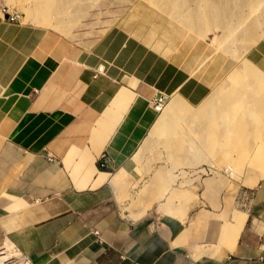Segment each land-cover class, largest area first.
<instances>
[{
  "label": "crops",
  "instance_id": "obj_1",
  "mask_svg": "<svg viewBox=\"0 0 264 264\" xmlns=\"http://www.w3.org/2000/svg\"><path fill=\"white\" fill-rule=\"evenodd\" d=\"M10 4L0 0V246L10 242L30 264H264V34L233 58L212 38L140 8L127 24L78 42L20 16L10 21L19 12ZM251 71L262 79L255 113ZM159 97L160 110L151 103ZM227 156L244 167L242 181L226 174ZM203 166L212 171L203 175Z\"/></svg>",
  "mask_w": 264,
  "mask_h": 264
},
{
  "label": "bare ground",
  "instance_id": "obj_2",
  "mask_svg": "<svg viewBox=\"0 0 264 264\" xmlns=\"http://www.w3.org/2000/svg\"><path fill=\"white\" fill-rule=\"evenodd\" d=\"M11 1H13V0H11ZM20 1H22L23 2V6H22V9L24 10V12L26 13V19L27 20H29L30 22H32V23H36V24H40V25H47V26H52V28H54V29H56V30H58L59 32H61V33H63V34H65V35H67V34H69L70 32H71V30H72V28L73 27H75L79 22V20L82 18V17H84L85 15H86V10L87 9H83L82 8V4H83V1L84 0H20ZM90 4H92V5H99V3L101 2V0H87ZM111 1V0H110ZM117 1V0H116ZM137 1V0H136ZM146 1V3L148 4V6H146L145 7V10H150V12H153V13H156V14H158V15H161L162 17H166V19L168 20V21H170L171 23H173V24H177L178 26H181L183 29H185L188 33H191V34H194V35H198V36H200V38H203V37H209V35L208 34H210V33H212V35L213 36H215V37H212V39L211 40H213L212 42L214 43V45L219 49V51H223V52H225V54L227 53V54H230L233 58L235 57V58H242V57H244V54L247 52V51H249L250 50V48H251V46H253L261 37H262V35L264 34V0H145ZM120 2H122V1H120ZM130 2H132V0H130ZM134 2V1H133ZM129 3V2H128ZM131 4V3H130ZM101 5H103V4H101ZM127 5V4H126ZM131 5H133V4H131ZM101 7V6H100ZM119 7V6H118ZM129 8V7H128ZM128 8H126V9H128ZM138 8V7H137ZM124 9V8H123ZM140 9V8H139ZM117 10H119V9H117ZM136 12H140V10H135ZM122 12V11H121ZM123 13V12H122ZM125 13H126V11H125ZM120 20V19H119ZM24 21H25V19H24ZM117 21V20H116ZM113 26V25H112ZM77 27V26H76ZM75 29V28H74ZM108 31V30H107ZM216 32H220V35H216ZM201 36H203V37H201ZM210 38V37H209ZM207 39V38H206ZM226 54V55H227ZM230 56V57H231ZM232 58V59H233ZM250 59V58H249ZM234 60V59H233ZM237 60V59H236ZM239 60H241V59H239ZM247 59H245V61H246ZM244 61V62H245ZM247 61H249V60H247ZM237 63V62H236ZM242 63V62H241ZM249 63V62H248ZM251 63V62H250ZM249 63V64H250ZM239 64V63H238ZM246 64H247V62H246ZM252 64V63H251ZM247 66H248V64H247ZM251 66V65H250ZM253 66V65H252ZM101 68H103L102 66H101ZM243 68H244V66H243ZM255 68V67H254ZM236 69L237 68H235V71H236ZM246 69H248V68H246ZM234 70V69H233ZM234 72V71H233ZM232 72V73H233ZM237 72V71H236ZM252 73V71L250 72V74ZM230 74H231V72H230ZM236 75H237V73H235ZM238 74H239V71H238ZM252 75V79H253V82L252 83H249L250 84V88H252V93H253V95L252 96H247V97H249L248 99H250L249 100V107H250V109H255V110H252V112H259V110H257L255 107H258V106H261V100H263L264 101V99L262 98L261 100H259V97L257 98V88H256V84L258 83V81H261L262 79L259 77V76H257V75H255V73H253V74H251ZM231 77H232V75H230ZM227 78H226V85H227V82L230 84L233 80H231V78L229 77V76H226ZM229 77V78H228ZM237 77V76H236ZM239 78V77H238ZM231 80V82H229V80ZM240 79V78H239ZM243 80H244V78H243ZM131 81V80H130ZM135 81H137V80H135ZM134 81V82H135ZM139 81V80H138ZM225 81V80H224ZM238 81V80H237ZM223 82V81H222ZM234 82H235V80H234ZM238 84H239V82H237ZM246 83V82H245ZM260 83V82H259ZM223 84V83H222ZM221 84V85H222ZM241 84V83H240ZM239 84V85H240ZM247 84H248V82H247ZM225 85V86H226ZM232 85H234L233 84V82H232ZM231 85V87H233ZM239 85H238V87H239ZM248 86V85H247ZM218 87V86H217ZM217 87H216V90H217ZM224 86H221V88H223ZM237 87V88H238ZM263 87V86H262ZM226 88V87H225ZM225 88H223V89H225ZM235 88V87H234ZM219 89H220V86H219ZM233 89V88H232ZM237 90V89H236ZM239 90V89H238ZM225 91V90H224ZM223 91V92H224ZM228 91V90H227ZM229 91H231L230 89H229ZM262 91V90H261ZM213 92V91H212ZM219 92H220V90H219ZM226 92V91H225ZM209 93V92H208ZM239 93V92H238ZM210 94H211V92H210ZM210 94H209V96H210ZM213 95H214V93H212ZM231 94V93H230ZM251 94V93H250ZM213 95H212V98H214L215 97V95H216V93H215V95H214V97H213ZM225 95H226V93H225ZM224 95V96H225ZM239 95H241V93L239 94ZM208 96V97H209ZM227 96V95H226ZM234 96V95H233ZM260 96V95H259ZM221 98V100H224L225 99V101H226V98H223L222 96H220ZM229 97V96H228ZM235 97H237V96H235ZM243 97V98H242ZM241 97V99H240V101H239V99H238V101H235L236 102V104L238 103V102H240V105L239 104H237L238 106H241V107H243L245 104L242 102L245 98H247V97H245L244 98V96H242ZM261 97V96H260ZM263 97H264V94H263ZM223 98V99H222ZM233 99V101H234V98L233 97H229V99ZM238 98V97H237ZM237 98H235V100L237 99ZM239 98H240V96H239ZM209 99V98H208ZM215 99V98H214ZM213 99V100H214ZM228 99V100H229ZM243 99V100H242ZM217 100V99H216ZM247 102H248V100L247 99H245ZM244 100V101H245ZM205 102H206V100H204ZM211 102H212V100H210ZM210 101H207V102H209V103H207V105L209 104H211V102ZM219 102H220V100H218ZM230 101V103H231V101L232 100H229ZM229 101H227V102H229ZM173 102H175V101H173ZM203 102V101H202ZM214 102V101H213ZM212 102V104H215V106H216V103H217V101H216V103L214 102L213 103ZM222 102V101H221ZM227 102H225L226 103V105H224V106H226V107H228L229 108V106L231 107V104H228ZM187 103V102H186ZM234 103V102H233ZM259 103H260V105H259ZM205 105H206V103H204ZM235 104V103H234ZM236 104L234 105V107L236 106ZM263 104H264V102H263ZM263 104H262V106L261 107H263ZM202 105V104H201ZM204 105V106H205ZM208 105V106H209ZM217 105L220 107L221 105H220V103H217ZM228 105V106H227ZM186 106V105H185ZM212 106V105H211ZM214 106V107H215ZM218 106H216V107H218ZM237 106V110L238 111H241V109H243V108H240V107H238ZM246 106V105H245ZM198 107H201V109H204L203 108V106H198ZM206 107V106H205ZM189 107H187V110H189L188 109ZM211 108V107H210ZM213 108V107H212ZM212 108H211V111H212ZM221 108H225V107H221ZM239 108H240V110H239ZM160 109V108H159ZM158 109V110H159ZM191 109V108H190ZM199 108H197V110H198ZM201 109H199L198 111H201ZM208 109V108H207ZM217 109H219V108H217ZM226 110H225V112L226 111H228V109L227 108H225ZM247 109L249 110V108L247 107ZM260 109V111H261V108H259ZM264 109V108H263ZM205 110V109H204ZM210 110V109H209ZM214 110H215V108H214ZM214 110L211 112V114L210 115H212V113H213V115L212 116H216V114H214ZM229 110L231 111L230 113L228 112V114H231L232 112H235L234 111V108L232 109H230L229 108ZM247 110V111H248ZM257 110V111H256ZM197 111V112H198ZM217 111V110H216ZM221 111V110H220ZM219 110H218V114H219V112H220ZM245 111V110H244ZM246 111V112H247ZM190 112H191V110H190ZM203 112H205V111H203ZM207 112V111H206ZM225 112L223 113V116L225 115ZM254 112V113H255ZM199 113H201V112H199ZM239 113V112H238ZM242 113L243 112H241V114H237V117H238V115H239V117L238 118H240L241 119V117H242ZM248 113L250 114V115H252L250 112H247V115H248ZM192 114H193V112H192ZM217 114V115H218ZM227 114V113H226ZM227 114V115H228ZM235 114V113H234ZM194 115V114H193ZM202 115V114H201ZM200 115V116H201ZM205 115V114H204ZM220 115H221V112H220ZM244 115V114H243ZM246 115V116H247ZM254 115V114H253ZM258 115L259 114H257V116L255 115V116H250V118L248 117H246L245 115V119L247 120V119H251V120H249V121H251L252 123H254V124H257V123H259L260 121H261V119H260V117H258ZM263 115H264V113H263ZM198 116V115H197ZM219 116V115H218ZM222 116V115H221ZM230 115H228V117H229ZM233 116V115H232ZM235 117H236V115H234ZM233 116V118H235ZM241 116V117H240ZM243 116V117H244ZM204 117V116H203ZM206 118H207V116H205ZM220 117V116H219ZM197 118V117H196ZM215 118V117H214ZM221 118V117H220ZM230 118V117H229ZM229 118H228V120H229ZM264 118V117H263ZM262 118V119H263ZM205 119V118H204ZM208 119V118H207ZM225 120H226V118H224ZM224 119H222V121L223 122H225V120ZM232 119V118H231ZM229 120V125L231 124L232 125V120ZM198 120V119H197ZM201 120V119H200ZM202 120H203V118H202ZM228 120L226 121V123H228ZM235 120V119H234ZM237 120H239V119H236L235 121L236 122H238ZM242 120V119H241ZM203 121H205V120H203ZM210 121H211V118H210ZM213 121V120H212ZM216 121H217V119H216ZM219 122H220V119L218 120ZM231 121V122H230ZM235 121H234V124H237V123H235ZM242 121H244V119L242 120ZM241 121V122H242ZM248 121V120H247ZM247 121H245V123L247 122ZM264 121V120H263ZM207 122V121H206ZM241 122H239L240 124H241ZM205 123V122H204ZM203 123V124H204ZM213 123H216L217 124V122H213ZM242 123H244V122H242ZM244 123V124H245ZM210 124V122H208L207 123V125H209ZM222 124H224V123H222ZM243 124V125H244ZM246 124H248V122L246 123ZM200 125V124H199ZM211 125H215V124H211ZM225 125V124H224ZM239 125V124H238ZM242 125V124H241ZM249 125V124H248ZM247 125V126H248ZM182 126V125H181ZM213 126H211V128L213 129L214 127ZM220 126L222 127L223 125H221L220 124ZM240 126V125H239ZM239 126H237V127H235L234 125L232 126V127H234V128H238ZM245 126V125H244ZM259 126H261V125H259ZM158 127V126H157ZM157 127H156V129H157ZM207 128H208V126H206ZM218 127V126H217ZM223 127H226V126H223ZM228 127V126H227ZM231 127V126H230ZM231 127V129H234V128H232ZM264 127V126H263ZM210 128V129H211ZM241 128V127H240ZM240 128H238V129H240ZM247 128V127H246ZM254 128H257V127H253V129ZM155 128H153V130H154ZM155 129V130H156ZM162 129V128H161ZM211 129V130H212ZM215 129V128H214ZM217 129V128H216ZM223 129H225V130H227L228 128H223ZM230 129V130H231ZM242 129V128H241ZM259 129V128H258ZM263 129V128H262ZM224 130V132H227L226 134H228V131H229V129H228V131H225ZM250 130V129H249ZM156 131H159V130H156ZM163 131V130H162ZM223 131V130H222ZM221 131V132H222ZM237 131V130H236ZM239 131H241V130H239ZM208 132H210V130H208ZM208 132H206V133H208ZM215 132H217V130L216 131H214L213 130V133H215ZM231 132H233V131H231ZM231 132H229V135H231V138H232V136H234L233 135V133H235V132H233L232 134H230ZM257 132V131H256ZM256 132L254 133V134H256ZM153 133V132H152ZM157 133V132H156ZM202 133H203V131H202ZM201 133V134H202ZM223 133V132H222ZM239 133V132H238ZM261 133H263V132H261ZM261 133L260 132H257V135H259V136H261ZM188 135H190L189 133H187ZM204 134V133H203ZM209 134V133H208ZM207 134V135H208ZM218 135H219V133H217ZM239 134H241V133H239ZM252 134V133H251ZM254 134H252L253 136H254ZM156 135V134H155ZM187 135V136H188ZM215 135V134H214ZM238 135V134H237ZM192 136V135H191ZM201 136V135H200ZM200 136H198L199 138H200ZM211 136H213V135H211ZM217 136V135H216ZM220 136H221V134H220ZM220 136H217V137H220ZM225 136V135H224ZM236 136V135H235ZM240 136V135H239ZM242 136V135H241ZM250 136V135H249ZM262 136L264 137V134H262ZM149 137V136H148ZM150 137H152V135L150 136ZM149 137V138H150ZM184 137V136H183ZM186 137V136H185ZM208 137H210L209 135L207 136V138ZM255 137H258V136H255ZM158 138H160V139H164V138H167V134L165 135L163 132H159V134H158ZM182 138V137H181ZM180 138V139H181ZM193 138V137H192ZM214 138V137H213ZM249 138V137H248ZM258 138H260V137H258ZM258 138H256V140L258 139ZM152 139V138H151ZM155 139V138H154ZM180 139H179V141H180ZM201 139L203 140V138H202V136H201V138H200V140L199 141H201ZM223 139V138H222ZM226 139H228L227 137H226ZM261 139H262V137H261ZM153 140V139H152ZM190 140V139H189ZM193 140V139H192ZM204 140H205V138H204ZM211 140V141H210ZM209 141L210 142H212V140L214 141V139H210ZM229 140V139H228ZM253 140H255V138L253 137ZM255 140V141H256ZM259 140V139H258ZM197 141H198V139H197ZM198 141V142H199ZM226 141V140H225ZM224 141V142H225ZM232 141V140H231ZM249 141H250V139H249ZM261 140H259L258 142H260ZM207 142V141H206ZM215 142V141H214ZM221 142V141H220ZM223 142V141H222ZM250 142H252V141H250ZM167 143H169V142H167ZM195 143V142H194ZM217 143V142H216ZM263 143V142H262ZM156 144V143H155ZM157 144H162V143H160L159 141L157 142ZM163 144H164V142H163ZM166 144V143H165ZM177 144H179L178 142H177ZM201 144H202V141L201 142H199V145H200V147H201ZM222 144V143H221ZM247 144V143H246ZM202 145H204V144H202ZM255 145V144H254ZM156 146V145H155ZM160 145H158V147H159ZM162 146H164V145H162ZM161 146V147H162ZM197 146V145H196ZM205 146H208L207 144H205ZM210 146V145H209ZM216 146V145H215ZM221 146V145H220ZM230 146V145H229ZM247 146H252V145H248L247 144ZM199 147V146H198ZM197 147V148H198ZM203 147V146H202ZM211 147V146H210ZM219 146L217 145V148H218ZM222 147H224V146H221V150H222ZM245 147V146H244ZM146 148V147H145ZM145 148H142V149H144L145 150V152L144 151H142L141 149V151L143 152V153H147L148 151L147 150H149V149H145ZM163 148V147H162ZM206 148V147H205ZM204 148V149H205ZM157 149H159V148H157ZM164 149H166L167 150V154L169 155L168 157H170L171 159H173L174 160V157H176V156H178V153L176 152L177 151V149L176 148H173V147H165ZM196 149V148H195ZM200 149V148H199ZM204 149H202L203 151H204ZM207 149V148H206ZM216 149V147L215 148H213V150H209L210 152H212V151H214ZM219 149V152H221L222 154H225V155H223V159H224V157L226 156V152H224L223 153V150L221 151ZM230 149H232V151L233 152H236L237 150H238V148H228L227 149V151L228 150H230ZM160 150V149H159ZM197 150V149H196ZM201 149L200 150H198V151H201V152H203ZM141 151H139V152H141ZM156 151V150H155ZM154 151V152H155ZM165 151V150H164ZM188 151H190V150H188ZM138 152V153H139ZM141 152V153H142ZM185 152H187V151H185ZM191 152V151H190ZM189 152V153H190ZM206 152H207V150H206ZM205 152V154H207ZM216 152H218V151H216ZM158 153V152H157ZM163 153V152H162ZM213 153V152H212ZM212 153H210L211 154V156H212ZM149 154V153H148ZM150 154H151V150H150ZM159 154H160V152H159ZM192 154V153H191ZM199 154H200V152H199ZM201 154H203V153H201ZM209 154V153H208ZM207 154V155H208ZM209 154V155H210ZM218 154V153H217ZM228 154H229V152H228ZM234 154V153H233ZM144 155V154H143ZM160 155H162V154H160ZM166 155V154H165ZM207 155H206V159L209 161V156L207 157ZM214 156L213 157H215L216 156V154L214 153L213 154ZM232 155V154H231ZM230 155V156H231ZM150 155H148V158H150L149 157ZM229 156V155H228ZM227 156V157H228ZM247 156V155H246ZM160 157V156H159ZM187 157H191V155L189 154H186V158ZM202 157V156H201ZM248 157V156H247ZM246 157V158H247ZM157 158V157H156ZM162 158H163V156H162ZM204 158V157H203ZM212 158V157H211ZM151 159H153V157L151 158ZM176 159V158H175ZM201 160H202V158H200ZM196 160V161H201V160ZM205 159V160H206ZM213 159V158H212ZM228 159H229V157H228ZM237 160H238V158H236ZM163 160V159H162ZM165 160V159H164ZM229 160H231V163L233 164H231L230 166H228V167H226L225 165H227L226 163H225V165H223V166H225L224 167V170L227 172L226 174H228V175H231V177L232 178H234V179H237V180H240V181H242V174H243V172H242V170L244 169V167H243V169H242V167H241V165L242 164H240V163H238V162H235V159H234V157H233V159H229ZM145 161V160H144ZM147 161H149V163H150V159H148ZM153 161V160H152ZM187 161H189V160H187ZM211 161V160H210ZM221 161V160H220ZM233 161V162H232ZM153 162H155V161H153ZM226 162V161H225ZM157 162H155V164H156ZM196 163V162H195ZM195 163H193V164H195ZM200 162H198V165H200L199 164ZM201 163H203V162H201ZM144 164V163H143ZM170 164V163H169ZM210 164V163H209ZM224 164V163H223ZM245 164V163H244ZM150 165H152V163L150 164ZM212 165V164H211ZM246 165H248V167L249 168H251V169H255L256 168V170H254V171H257L258 169H257V167L259 166V164H257L256 162H253V161H248V163L247 164H245V166ZM144 166V165H143ZM165 166V165H164ZM192 166H194V165H192ZM191 166V167H192ZM196 166V165H195ZM194 166V167H195ZM237 166V167H236ZM146 167V166H145ZM162 167V166H161ZM182 167V166H181ZM184 167V166H183ZM198 167V166H197ZM188 168H190V167H188ZM218 168V167H217ZM249 168H246L245 170L247 171V169H249ZM147 169V168H146ZM145 169V170H146ZM167 169H169V168H167ZM166 169V170H167ZM177 169H179V168H177ZM194 169V168H193ZM251 169H249V171L251 170ZM153 170V169H152ZM158 170H159V168H158ZM157 170V171H158ZM181 171H182V169H181ZM189 171V170H188ZM201 171H203V170H201ZM217 171V170H216ZM245 171V172H246ZM160 172V171H159ZM176 172V171H175ZM244 172V174H245V176H246V173ZM248 172V171H247ZM123 173H125V172H123ZM178 173H179V171H178ZM196 173V172H195ZM116 174V173H115ZM147 174V173H146ZM155 174V173H154ZM156 174H159V173H157L156 172ZM218 174V173H217ZM221 174V173H220ZM124 175V174H123ZM126 175V174H125ZM177 176V175H176ZM221 176V175H220ZM219 176V177H220ZM227 176V175H226ZM123 177V176H122ZM121 177V178H122ZM171 177V176H170ZM178 177V176H177ZM218 177V178H219ZM115 178H118V177H115ZM141 178V177H140ZM157 178H158V176H157ZM159 178H161V179H159V180H162L163 178L162 177H159ZM169 178V177H168ZM173 178H175V177H173ZM142 179V178H141ZM166 179V181H167V178L165 177L164 178V180ZM220 180H222L221 179V177L219 178ZM113 180H114V178H113ZM119 180V179H118ZM169 180L171 181V183L173 184V182H172V179L171 178H169ZM218 180V179H217ZM123 181V180H122ZM223 181V180H222ZM226 181V180H225ZM113 182H115V181H113ZM139 182H140V180H139ZM153 182V181H152ZM168 182V181H167ZM224 182V181H223ZM229 182V181H228ZM249 180H248V177H246V181H245V183L246 184H249ZM122 183V182H121ZM144 183V182H143ZM169 183V182H168ZM226 183V182H225ZM171 184V185H172ZM207 184V183H206ZM209 184H211V183H209ZM213 184H215V183H213ZM224 184V183H223ZM150 185V184H149ZM217 185H218V183H217ZM220 185H222V183L220 184ZM219 185V186H220ZM167 187H168V185H167ZM132 188V187H131ZM154 189V188H153ZM150 190V189H149ZM158 190V189H157ZM153 191V190H152ZM154 192H156V191H154ZM163 192H165L164 191V189H163ZM171 192V191H170ZM153 193V192H152ZM173 193H174V191H173ZM151 194V193H150ZM138 195H139V193H138ZM153 195V194H152ZM178 195V197L180 196V194L178 193L177 194ZM127 196H128V194H127ZM144 196V195H143ZM182 196H183V194H182ZM122 198H123V196H121ZM170 197V196H169ZM172 197V196H171ZM186 197V196H185ZM160 198V197H159ZM187 198V197H186ZM157 199V198H156ZM163 199V198H162ZM158 200V199H157ZM189 202V201H188ZM165 203V202H164ZM185 203V202H184ZM172 204V203H171ZM185 206V205H184ZM214 206V205H213ZM216 207V206H215ZM165 208H167V206L165 207ZM180 210V209H179ZM178 214V213H177ZM185 214V213H184ZM133 217V216H132ZM179 218V217H178ZM9 246V244H5L4 243V246ZM5 252L6 253H9V250L8 249H6L5 248ZM8 256V255H7Z\"/></svg>",
  "mask_w": 264,
  "mask_h": 264
},
{
  "label": "rangeland",
  "instance_id": "obj_3",
  "mask_svg": "<svg viewBox=\"0 0 264 264\" xmlns=\"http://www.w3.org/2000/svg\"><path fill=\"white\" fill-rule=\"evenodd\" d=\"M5 1H6V4H9L11 2V4L9 5L10 6L9 10L19 11V12H17L18 15L20 17H23V20L25 19V22L32 23L26 19V13L22 9V6H23L22 1H20V0H13V1L5 0ZM120 1H122V2H120ZM130 3L133 5H131ZM101 4H103V5H101ZM146 6H148V4L146 3L145 0H137V1L132 0V2H130V0H117V1L116 0H111V1L110 0H101L99 5H97V6L90 4L87 0H84L83 4H82V8L87 9L85 12L86 15L78 21L79 23L76 25L77 27L76 26L73 27L69 34H67V35L64 34V35L71 38V39L77 40L78 42H91L94 39H96L99 35L104 33L107 29L112 27V25L114 26V25H119V24H127L128 23V15L131 12H135L136 9L137 10L139 8L142 9V8H145ZM14 8H16V9H14ZM126 8H128V9H126ZM117 9H119V10H117ZM125 11H126V13H125ZM125 21H126V23H124ZM34 24H36V23H34ZM44 26H47V25H44ZM48 27L52 28V26H48ZM208 35L210 38L215 37L212 35V33H210ZM216 35H220V32H216ZM165 102H166V100H165ZM162 107L160 109H162ZM226 164L227 165H225V164H223V165L228 167L232 163L229 162ZM225 166H223V168ZM200 170H203V171H201L203 175H207V174H209L208 172L212 171V168L211 167L209 168V166H203ZM6 249H9V246H6Z\"/></svg>",
  "mask_w": 264,
  "mask_h": 264
},
{
  "label": "built area",
  "instance_id": "obj_4",
  "mask_svg": "<svg viewBox=\"0 0 264 264\" xmlns=\"http://www.w3.org/2000/svg\"><path fill=\"white\" fill-rule=\"evenodd\" d=\"M19 18L18 14L9 15L8 19L14 21ZM102 71V68H98V72ZM156 109L161 108L165 104V98L159 97L151 101ZM52 159L51 157L49 160ZM9 244V253H6L4 244L0 246V264H30V260L27 256L23 255L13 244L5 241V244ZM8 255V256H7Z\"/></svg>",
  "mask_w": 264,
  "mask_h": 264
}]
</instances>
